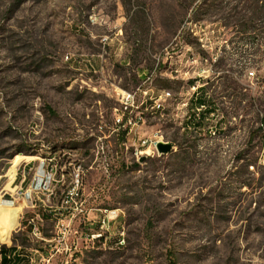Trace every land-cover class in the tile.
Returning a JSON list of instances; mask_svg holds the SVG:
<instances>
[{"label":"rangeland","instance_id":"obj_1","mask_svg":"<svg viewBox=\"0 0 264 264\" xmlns=\"http://www.w3.org/2000/svg\"><path fill=\"white\" fill-rule=\"evenodd\" d=\"M121 90L136 134L116 130ZM157 131L174 148L137 158ZM78 172L76 227L119 215L72 257L56 239L49 264H264V0H0V215L54 178L22 219L0 216V250L50 254L18 223L44 214L57 236Z\"/></svg>","mask_w":264,"mask_h":264},{"label":"built area","instance_id":"obj_2","mask_svg":"<svg viewBox=\"0 0 264 264\" xmlns=\"http://www.w3.org/2000/svg\"><path fill=\"white\" fill-rule=\"evenodd\" d=\"M147 93V92H146ZM169 93L166 92L164 95L160 97H155V108L156 111L165 110V101ZM120 96V103L122 105V112L116 117V130L120 131L121 129L124 130L125 134H136L137 128L140 127L141 124L145 122V118L142 113L137 112L140 108V104L138 102V96L136 91H128V90H121L118 93ZM203 106V105H202ZM160 142H169L164 134L157 131L152 136L144 137L141 139L139 144V152L137 158L143 156L144 154H160L158 151V144ZM126 149H130L127 145L126 141L123 143ZM53 179H47V177H35L32 181L31 185L27 189L21 188L20 194H18V198H22L25 201V205L22 206V211L20 218L22 219L23 211L25 208L34 209L35 202H36V194L38 193L39 189L46 183L48 184V188H50V184H53ZM81 174L78 172V185H73L68 190V196L66 203H70L73 201L75 206H66L61 207L58 209V213H51V217L49 218L51 221L55 223V228L58 230L56 233L57 236H47L44 232V225L46 222L47 215H42L40 218H36L35 223L32 224H24V222H20L18 224L23 225V229H27L30 238L33 242H49L50 243V254H44L42 251L41 246L33 247L31 250L34 251V256L37 254L39 259L31 258L28 264H49L51 258L54 256V253H58V245H54L56 239H58L59 243H64L65 251L71 257L77 253L81 252L84 248H94L98 243L105 240V232L109 230L110 221L114 220L118 217L117 211H110L108 215L105 213L101 216H98L97 219H92V228L90 229H80V220L78 223V227H76V223L78 221L77 215L84 214L85 219H91L89 217V212L84 209L83 201H78V199H82V192H81ZM46 187V186H44ZM5 203L16 205L15 200H8ZM20 204V203H19ZM20 206V205H18ZM20 220V219H19ZM67 226L64 229H61L60 226ZM75 228H72L74 227ZM93 226H97V229H94ZM52 243V244H51ZM126 244V236L125 232H121L118 238L117 245L124 246ZM41 245V244H40ZM24 248V247H23ZM23 255V253L21 254Z\"/></svg>","mask_w":264,"mask_h":264},{"label":"trees","instance_id":"obj_3","mask_svg":"<svg viewBox=\"0 0 264 264\" xmlns=\"http://www.w3.org/2000/svg\"><path fill=\"white\" fill-rule=\"evenodd\" d=\"M35 206H36V203H35ZM21 211H22V209H20V208H14V207L5 208V209H2V211H1L2 213L0 216H1L2 220L4 221V220H6L8 214H18L20 216ZM21 246L25 247L24 245H21ZM17 247H18V245H13L10 247L4 246L1 248V250H0L1 264H21L22 263V259L20 258V256L17 255L18 253L14 254L15 256H11V257L7 256L8 252L17 249ZM23 247L19 248V250H23L24 249ZM23 255H25V254H23ZM28 263H29V261H28Z\"/></svg>","mask_w":264,"mask_h":264},{"label":"bare ground","instance_id":"obj_4","mask_svg":"<svg viewBox=\"0 0 264 264\" xmlns=\"http://www.w3.org/2000/svg\"><path fill=\"white\" fill-rule=\"evenodd\" d=\"M137 150V149H136ZM74 184L75 185H78V174L76 175V177H75V180H74ZM3 206L6 208V207H15V208H20V209H22V205H20V206H13V205H11V204H8V203H5V202H3ZM35 207V206H34ZM42 215H44V214H38V215H36V216H34V217H31L30 219H27V224H32V223H35V221H36V218H40ZM86 221V220H85ZM91 221V220H90ZM90 223V222H89ZM89 227V226H88ZM90 228H91V225H90ZM69 261H67L66 263H68Z\"/></svg>","mask_w":264,"mask_h":264},{"label":"water","instance_id":"obj_5","mask_svg":"<svg viewBox=\"0 0 264 264\" xmlns=\"http://www.w3.org/2000/svg\"><path fill=\"white\" fill-rule=\"evenodd\" d=\"M157 148L160 154H167L174 148V146L171 142H160ZM144 158L142 160H144Z\"/></svg>","mask_w":264,"mask_h":264},{"label":"crops","instance_id":"obj_6","mask_svg":"<svg viewBox=\"0 0 264 264\" xmlns=\"http://www.w3.org/2000/svg\"><path fill=\"white\" fill-rule=\"evenodd\" d=\"M8 247H10V246H8ZM16 253H18L17 255L20 256V258H21L22 261H23V256L20 255V254L22 253V251L19 250L18 247H17V249L8 252V253H7V256H8V257L15 256L14 254H16Z\"/></svg>","mask_w":264,"mask_h":264}]
</instances>
